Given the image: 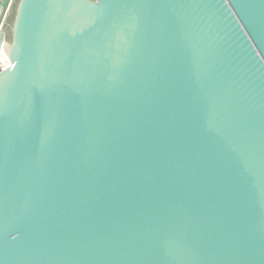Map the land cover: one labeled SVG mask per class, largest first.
<instances>
[{"label":"water","instance_id":"obj_1","mask_svg":"<svg viewBox=\"0 0 264 264\" xmlns=\"http://www.w3.org/2000/svg\"><path fill=\"white\" fill-rule=\"evenodd\" d=\"M7 7L0 264H264V0Z\"/></svg>","mask_w":264,"mask_h":264},{"label":"built area","instance_id":"obj_2","mask_svg":"<svg viewBox=\"0 0 264 264\" xmlns=\"http://www.w3.org/2000/svg\"><path fill=\"white\" fill-rule=\"evenodd\" d=\"M10 8L11 7H7L3 18L0 21V70L4 69L6 66H12L8 52L5 50V36L1 35L3 32H5V21Z\"/></svg>","mask_w":264,"mask_h":264},{"label":"trees","instance_id":"obj_3","mask_svg":"<svg viewBox=\"0 0 264 264\" xmlns=\"http://www.w3.org/2000/svg\"><path fill=\"white\" fill-rule=\"evenodd\" d=\"M12 18H13V11L9 15V19L12 20Z\"/></svg>","mask_w":264,"mask_h":264}]
</instances>
